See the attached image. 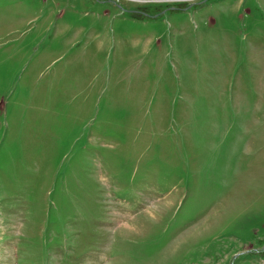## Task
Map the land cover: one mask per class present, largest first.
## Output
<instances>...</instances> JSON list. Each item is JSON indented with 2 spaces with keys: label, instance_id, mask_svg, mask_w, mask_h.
Here are the masks:
<instances>
[{
  "label": "rangeland",
  "instance_id": "rangeland-1",
  "mask_svg": "<svg viewBox=\"0 0 264 264\" xmlns=\"http://www.w3.org/2000/svg\"><path fill=\"white\" fill-rule=\"evenodd\" d=\"M0 264H264V0H0Z\"/></svg>",
  "mask_w": 264,
  "mask_h": 264
}]
</instances>
